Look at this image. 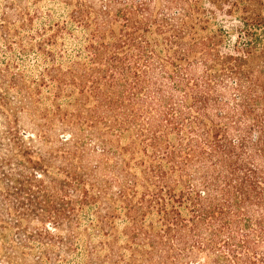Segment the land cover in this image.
<instances>
[{
	"label": "trees",
	"instance_id": "trees-1",
	"mask_svg": "<svg viewBox=\"0 0 264 264\" xmlns=\"http://www.w3.org/2000/svg\"><path fill=\"white\" fill-rule=\"evenodd\" d=\"M0 264H264V0H0Z\"/></svg>",
	"mask_w": 264,
	"mask_h": 264
}]
</instances>
